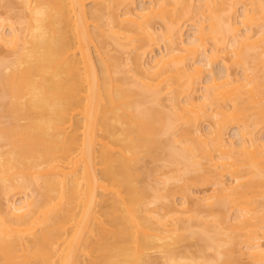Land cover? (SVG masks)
<instances>
[{
  "label": "bare ground",
  "instance_id": "obj_1",
  "mask_svg": "<svg viewBox=\"0 0 264 264\" xmlns=\"http://www.w3.org/2000/svg\"><path fill=\"white\" fill-rule=\"evenodd\" d=\"M21 1L5 3L23 10L24 27L9 19L8 34L0 18L10 54L0 60V264H158L155 249L163 264H243L241 239L264 264L254 200L264 198V84L253 70L264 63V0H244L240 21L241 0ZM254 37L251 57L242 43ZM146 158L166 162L157 187L138 168ZM211 182L212 195H192ZM178 193L184 213L191 204L209 217L189 238L201 256L173 249L188 240Z\"/></svg>",
  "mask_w": 264,
  "mask_h": 264
},
{
  "label": "rangeland",
  "instance_id": "obj_2",
  "mask_svg": "<svg viewBox=\"0 0 264 264\" xmlns=\"http://www.w3.org/2000/svg\"><path fill=\"white\" fill-rule=\"evenodd\" d=\"M3 1H4V4H3ZM3 1H0V18H2V19H4V21H5V25H4V29L6 30L5 32H7L8 34L10 33V26H11V23H10V20H11V22H13V23H15L16 25L14 26L15 28H17L18 26V28L17 29H20V28H22V27H24V25H22V26H20L19 25V23H20V19H19V21H17L18 19V16H19V14L18 13H22V11L23 10H20L21 12H19V10H12L11 11V9H9L10 7L8 6V4L7 3H5V2H7V0H3ZM21 0H19V2H20ZM242 2H241V4H239L236 8L238 9V11H237V14H236V16H237V18H238V21H240L241 19H242V16H241V14L243 13V10H244V8H241V7H243V4L245 3L246 4V2H247V0H246V2H244V0H241ZM2 2V3H1ZM22 2V1H21ZM249 2V1H248ZM243 3V4H242ZM18 4H20V3H18ZM195 6L197 7H199V6H202L203 4H204V1L203 0H195ZM89 5H91V4H89ZM9 7V8H8ZM20 7V6H19ZM22 8V7H21ZM21 8H19V9H21ZM168 9L173 13L174 11H173V9H174V7L172 6V5H170L169 7H168ZM18 12V13H17ZM18 15H17V14ZM14 14H16V16H14ZM241 18H239V17ZM16 17V18H15ZM10 19V20H9ZM17 19V20H16ZM194 19H196V17H194ZM201 19H202V16H201ZM16 20V21H15ZM17 22H18V24H17ZM1 23V22H0ZM255 26V28L253 27V29L254 30H256L257 28L259 29V27L260 26H258V25H254ZM258 26V27H257ZM261 28V27H260ZM3 29V30H4ZM257 29V31L258 32H260V30L261 29H259L258 30ZM160 30V29H159ZM253 30V32H257V31H254ZM161 32V31H160ZM257 32V33H258ZM255 34V33H254ZM258 37H260V36H258ZM256 38V37H254V38H252L251 39V41L249 40V41H246V43L249 45V46H247V44H245V42L244 43H242V47L244 48H242L241 47V49H243V50H247V51H250L249 53H250V55H251V57H255V56H257L256 55V53H255V51H258L256 48L258 47L257 45H260L261 44V42H263L262 40H264L263 38H260L261 40H260V42H259V38ZM254 39V40H253ZM255 39H257V41L260 43V44H254L255 43ZM256 41V43H258ZM210 44V43H209ZM209 44H208V47H210L211 48V46L212 45H210L209 46ZM251 45V46H250ZM241 46V45H240ZM257 46V47H256ZM251 47V48H250ZM253 47H255V48H253ZM260 47V46H259ZM258 47V48H259ZM2 48V49H1ZM5 48L4 47H1V44H0V60L3 58V60L5 59V56H9L10 54H8L9 52H8V49L6 48L5 50H4ZM113 48H111V49H109V50H112ZM164 49V48H163ZM162 49V50H163ZM209 49V48H208ZM256 49V50H255ZM162 50L160 51H158V50H156V52L154 53L155 55H153V57L155 58V56H158V57H160L161 56V52H162ZM2 51H4V52H2ZM230 52V51H229ZM229 52H227V54L230 56V54H229ZM113 53V52H112ZM163 53H164V50H163ZM230 53H232V51L230 52ZM258 53H259V51H258ZM257 53V54H258ZM117 54V53H116ZM226 56H225V55ZM223 55H221V56H224V57H229L226 53H224ZM118 55V54H117ZM160 55V56H159ZM149 57H152V55L151 56H149ZM149 57L147 58V59H149ZM13 58V57H12ZM12 58H9V59H12ZM124 58H126L125 56H124ZM226 58V59H227ZM232 58V57H231ZM150 60L152 61V62H150ZM150 60H146L145 61V63H149V65H154V63L155 62H153V59L152 58H150ZM229 62H228V64L231 66L233 63L231 62V60H233V59H231V60H229V58L227 59ZM149 61V62H148ZM234 61V60H233ZM252 61V60H251ZM255 61H257L258 63H259V65H255V67L256 66H258V67H256V68H254L253 66L254 65H252V64H257ZM255 61H253V62H251V65H252V67L254 68H252L253 70H256V72H257V75H259L258 77L260 78V80H258L259 82H261V85H263L264 84V78H261L262 76L264 77V63H262V62H260V60H255ZM251 65H250V67H251ZM260 65H262V67L260 66ZM236 66H238L239 67V65H237V64H234V65H232L230 68L232 69V71L234 72V73H237L236 75H237V78L239 77H243V73H242V69H240V67L239 68H237ZM263 68V69H262ZM259 70H260V73H258L259 72ZM256 72L254 71V72H252L253 74L255 73L256 74ZM131 76L133 75L132 74V72L131 73H129ZM254 74V76L252 75V77L255 79L257 76ZM129 75V76H130ZM261 76V77H260ZM252 77H250V80H251V78ZM203 78H205V77H203ZM259 78H256V79H259ZM255 79V80H256ZM253 80V79H252ZM263 83V84H262ZM244 85H246V84H244ZM252 86V85H251ZM201 88H202V90H201V95H203L204 94V92H205V85L203 84V86L201 85ZM247 89H249V87H247ZM246 89V90H247ZM204 91V92H203ZM247 95V94H246ZM200 96V95H199ZM250 95H247V97H249ZM246 97V98H247ZM249 102H250V104L252 103V99H250V98H248L247 99ZM248 101H246L245 100V105H249V102ZM244 105V106H245ZM250 106V105H249ZM162 108H163V110L164 111H169L168 109V106L164 103L163 104V106H162ZM250 108V107H249ZM253 107H252V109H250V110H252L253 111ZM250 110H249V112H250ZM252 111L249 113V114H251V115H254L255 114V112L252 114ZM256 111V110H255ZM24 123V122H23ZM203 123V122H202ZM208 123L209 122H204V124H201L200 125V127L203 129V131H208ZM234 123V124H233ZM233 124V125H232ZM232 126L230 127V129H229V131L227 132V138L228 137H230L229 139L231 140V138H232V142L233 143H235V142H238L239 141V137H237L236 136V133H234V132H236V131H234V130H237V126H238V128H239V126L241 127L242 125L241 124H239V125H236V124H238V123H236V121L235 122H233L232 121ZM234 125H236V126H234ZM263 127V128H262ZM262 127H260V129H258L257 130V132L260 130L261 132V134H262V136L264 135V126H262ZM231 130V131H230ZM262 131H263V133H262ZM234 133V134H233ZM259 133V134H260ZM260 134V135H261ZM234 137H237L236 139L234 138ZM171 138L172 137H168V138H163V139H165L167 142H169V146L167 147V148H169V149H172V148H174L175 146H173V147H171V145H170V140H171ZM236 144V143H235ZM173 145V144H172ZM235 147H237V145H235ZM6 149V148H5ZM163 147L160 149V150H162L163 151ZM236 149V151H238L239 150V148H235ZM160 150H159V152H160ZM160 154L162 155L163 154V152H160ZM236 154H239V153H237L236 152ZM216 156V155H215ZM239 156H240V154H239ZM241 156H242V158H244V154L242 155L241 154ZM166 162H164L163 161V159H161L160 161L158 160V161H153V160H151V159H149V158H146L145 160H143V162L142 163H140L139 165H138V168H139V170L140 171H142V172H145V176H146V184L148 185V186H150V187H157V185L159 184L158 182H160V181H158V180H161V181H163V179L162 178H166L165 177V171L166 170H164V167L166 166V164H165ZM168 165V164H167ZM166 168H168V167H166ZM165 168V169H166ZM169 169V168H168ZM167 169V175L166 176H168V175H170V173H169V170ZM159 175V176H157V175ZM225 178L223 179L225 182H226V184L227 183H232V181H231V177L230 176H224ZM211 184H213L212 182L209 184V183H206L205 185H198V186H191L192 188H191V192L193 193L192 195H194L195 194V192H197V190H199L198 191V196H200V195H204V196H206L207 194L206 193H208V195L210 194V195H212V192H213V190H215V189H213V188H215V187H213V185H211ZM163 188H164V185H162V184H160ZM229 185V184H228ZM159 186V185H158ZM162 188V189H163ZM166 188V187H165ZM213 189V190H212ZM204 191V192H203ZM163 192H165L166 193V191H162V193ZM200 192V193H199ZM211 192V193H210ZM256 193H258V195L256 194ZM260 194H263L261 191H259L258 190V192L257 191H255V197H256V199L254 198V200H256V205L258 204L260 207H259V209H264V198H262L261 196H259ZM195 195H197V194H195ZM254 196V195H253ZM21 197H22V195H21ZM21 197H20V195L18 196V197H16V201H17V203H20L19 202V200L21 199ZM264 197V196H263ZM1 199V198H0ZM189 199V201H191L190 200V198H188ZM174 200L176 201V205H177V209L178 210H180L179 212L181 213V214H183V215H181L180 213H179V217H180V219L182 218V221H181V224H182V226L184 225L185 226V228H186V230H183V231H181L180 232V235H183L184 237H187L188 238V240H186V241H182L181 243H179L175 248H173L174 250H175V252H176V255L177 256H179V257H190V256H194V257H198V256H201V254L200 253H198V250H200V247H204V245H202V242H199V241H197V240H193V239H189L190 237L192 238V236L194 235V233H199L200 232V230H202L205 226H206V223L204 222V221H206L205 219H208L209 217L207 216V214H203V211H204V209H203V211L201 212V210L198 212V213H196L195 212V208H192L191 206H193V205H191V204H189V203H187V204H189L188 205V207H189V209L190 210H193V212H192V214H190V215H187L186 213H184V208H180L181 206H182V203H184V197H183V195L181 196L179 193L176 195V196H174ZM4 200H2L1 199V202L4 204V202H3ZM204 205H206V203H204ZM203 205V206H204ZM255 205V206H256ZM257 205V206H258ZM179 206V207H178ZM234 209V208H233ZM232 209V211H231V213H230V216H232V217H230V219H232L234 216H235V209L233 210ZM183 211V212H182ZM162 212V211H161ZM167 211L165 210V211H163L162 213H166ZM206 212V211H205ZM204 212V213H205ZM191 213V212H190ZM234 213V214H233ZM237 213V212H236ZM193 214H195L194 216H192ZM198 215V216H197ZM168 217H169V219L168 220H170L172 217H174V214L172 213V215L170 214V215H168ZM207 217V218H206ZM174 218H177V216H175ZM210 220V219H209ZM170 221H172V219L170 220ZM190 221V222H189ZM211 226L213 227L214 225H212L211 224ZM212 227H210L209 228V225H208V231H209V229H210V231H211V228ZM205 229V228H204ZM231 230H232V228H230ZM229 229V230H230ZM213 230V229H212ZM211 234V233H210ZM222 236V235H221ZM223 237V236H222ZM263 242V241H262ZM262 242H260L261 244H262ZM240 244H239V246H238V249L241 251V253L240 254H243V256L241 255L240 256V259L242 260V263L243 264H250L251 262V264H253V261L252 260H250L249 259V257H247L248 256V252H247V248H246V246H247V241L245 240V239H241V241L239 242ZM263 244H264V242H263ZM202 245V246H201ZM160 249V248H159ZM156 250H158V249H155V251L154 250H152L151 252H149L151 255V257L153 258V259H156V260H158V264H163L164 263V261H165V259H163V258H160L161 256L163 257V255H161V253H160V251H162V250H158V251H156ZM214 250H215V248H214ZM243 252V253H242ZM246 253V254H245ZM163 254V253H162ZM216 254V253H215ZM214 251L213 250H205V253H204V255L206 256V258L208 259V260H212L213 258H214ZM160 258V259H159ZM213 264H216V263H214L213 261H211ZM200 263H203L202 261L200 262Z\"/></svg>",
  "mask_w": 264,
  "mask_h": 264
}]
</instances>
